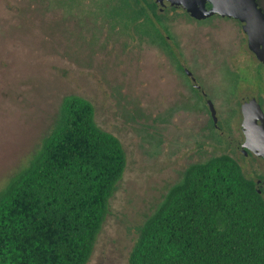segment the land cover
<instances>
[{
    "label": "rangeland",
    "instance_id": "rangeland-1",
    "mask_svg": "<svg viewBox=\"0 0 264 264\" xmlns=\"http://www.w3.org/2000/svg\"><path fill=\"white\" fill-rule=\"evenodd\" d=\"M101 2L0 0V188L39 148L61 98L88 99L126 164L86 264H128L138 227L189 165L226 154L246 177L262 173L264 161L242 150L240 103L253 95L264 110V70L235 20H194L176 7L156 36Z\"/></svg>",
    "mask_w": 264,
    "mask_h": 264
},
{
    "label": "trees",
    "instance_id": "trees-1",
    "mask_svg": "<svg viewBox=\"0 0 264 264\" xmlns=\"http://www.w3.org/2000/svg\"><path fill=\"white\" fill-rule=\"evenodd\" d=\"M103 8L139 31L166 30L155 0ZM94 116L88 99L64 95L39 148L0 188V264L87 263L126 164ZM128 264H264V196L229 155L191 164L138 227Z\"/></svg>",
    "mask_w": 264,
    "mask_h": 264
},
{
    "label": "water",
    "instance_id": "water-1",
    "mask_svg": "<svg viewBox=\"0 0 264 264\" xmlns=\"http://www.w3.org/2000/svg\"><path fill=\"white\" fill-rule=\"evenodd\" d=\"M167 1L171 6L181 7L190 16L204 19L214 14L236 19L247 36L248 49L254 54L264 70V11L258 0H155ZM209 5V6H207ZM188 75L191 71L185 68ZM194 80V77H192ZM213 123L217 122L213 102L207 100ZM240 129L243 134L242 147L264 159V110L253 95L240 103Z\"/></svg>",
    "mask_w": 264,
    "mask_h": 264
},
{
    "label": "flooded vegetation",
    "instance_id": "flooded-vegetation-1",
    "mask_svg": "<svg viewBox=\"0 0 264 264\" xmlns=\"http://www.w3.org/2000/svg\"><path fill=\"white\" fill-rule=\"evenodd\" d=\"M258 2H259V4H260V6L262 7V9H263V11H264V7H263V5H262V2H261V0H258ZM156 3V12L158 13V14H160V18H162L161 20L164 22V19H165V16H166V14L170 11V10H172V9H175L176 8V6H171L167 1H165L164 3H157V2H155ZM207 6H209V5H207ZM183 10V9H182ZM184 11V10H183ZM185 12V11H184ZM185 14H187L190 18H192V19H194V20H200V21H204V20H208V19H211L213 16H217V17H220V18H222V19H230V20H235L236 22H238V24L240 25V28H241V30H242V27H241V23L238 21V20H236V19H232V18H229V17H222V16H219V15H216V14H214V15H212V16H210V17H207V18H204V19H196V18H194V17H192V16H190L187 12H185ZM242 32H243V30H242ZM244 33V32H243ZM244 35H245V42H246V46H247V36H246V34L244 33ZM166 38H169V35H166ZM247 48H248V46H247ZM249 50V49H248ZM250 51V50H249ZM251 52V51H250ZM252 53V52H251ZM253 54V53H252ZM254 55V54H253ZM255 57V56H254ZM256 58V57H255ZM259 62V61H258ZM259 65H261L260 64V62H259ZM181 67H182V69L184 70V72H185V68L186 67H184L183 65H181ZM262 67V66H261ZM187 69V68H186ZM192 73V72H191ZM185 74H186V72H185ZM187 76H188V78H189V80H190V83H191V86H192V88H194L196 91L199 89V85L198 84H196V79H195V77L193 76V74L192 75H188V74H186ZM192 77H194V80L192 79ZM201 93L203 94V96H205V94H204V92L201 90ZM205 98V104H206V106H207V108H208V105H207V100H208V98H206V97H204ZM209 110V109H208ZM209 114H210V112H209ZM213 125L216 127V128H218V125L216 124V123H213ZM242 150L244 151V153L246 154V155H249V156H253V157H257L258 159H262L263 161H264V159L262 158V157H259V156H256L255 154H253L250 150H248V149H246V148H244V147H242ZM255 181V184H256V186H257V188H258V191L260 192V193H262V195L264 196V170L262 171V173L261 174H259V175H257V177H256V179L254 180Z\"/></svg>",
    "mask_w": 264,
    "mask_h": 264
}]
</instances>
